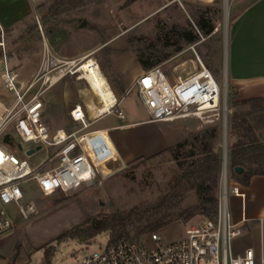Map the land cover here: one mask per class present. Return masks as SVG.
Here are the masks:
<instances>
[{
  "label": "rangeland",
  "instance_id": "374dc122",
  "mask_svg": "<svg viewBox=\"0 0 264 264\" xmlns=\"http://www.w3.org/2000/svg\"><path fill=\"white\" fill-rule=\"evenodd\" d=\"M228 1L226 27L225 0H79L56 17H51L48 12L52 1L44 0L35 6V12L26 21L1 32L0 52L14 66L21 80L30 79L39 71L45 49L59 59L76 60L77 65L84 58L93 57L120 99L119 109L123 110L125 119L113 113L95 121L90 130L147 121L149 116L137 88L128 86L130 90L121 89L119 83L105 73L104 70L112 69L111 57L117 68L124 71L127 80L135 79L145 71L138 62L137 53H149L155 59L166 57L157 66L162 68L170 81H174L178 76L185 77L199 67L189 50L192 44H186L178 35L179 31L186 30L200 36V40L195 42L198 43L196 50L219 83H223V47L232 21V1ZM197 10L205 13L215 26L211 35L203 36L197 27ZM205 39H208L206 45L212 47L210 52H206ZM219 51L222 52L220 63L214 57V53ZM3 72L4 59L0 58V100L12 104L14 96L3 85ZM230 93L228 84L227 122L233 112ZM42 101L45 123L53 130L62 127L68 131L75 128L68 116L70 106L89 101L92 110V103L98 102L85 81L71 76L46 90ZM96 108L100 112L98 106ZM111 134L116 140H123L121 144L124 149H127L126 144L133 149L140 147L143 154L140 157L148 158L158 152L161 154L145 161L137 160L138 157L129 163L122 162L121 167L105 177L102 183L85 184L68 194L43 197L33 182L25 184L26 197L36 202L38 214L24 221L16 217L15 206L9 208L17 223L13 231L0 237V264H44V252L50 253L52 264H77L86 255L104 247L110 240V234L102 232L89 240L66 238L59 241L74 227L96 225L107 215H125L132 210L141 213L138 224L143 227L148 221L167 213V207L158 214H150V209L172 194L173 184L182 173L178 161L206 156L214 165L207 177L217 175L218 156L222 155L223 148V112H206L173 122H144ZM167 138L172 145L168 149ZM234 140L229 137L227 128V150ZM15 155L31 163L46 157L44 150L27 157L19 149ZM231 172L228 164L229 196L232 195V187L238 185L231 178ZM174 203L169 211L178 213L195 204L196 196L189 191L185 198ZM202 217L196 215L187 222L176 219L158 230L145 233L139 240L147 241L154 232L159 233L166 242L178 240L185 235L189 224ZM135 234L136 227L130 230V237Z\"/></svg>",
  "mask_w": 264,
  "mask_h": 264
},
{
  "label": "built area",
  "instance_id": "2783aa9c",
  "mask_svg": "<svg viewBox=\"0 0 264 264\" xmlns=\"http://www.w3.org/2000/svg\"><path fill=\"white\" fill-rule=\"evenodd\" d=\"M197 45L193 43L189 47L199 66L195 72L170 81L162 68L156 66L144 71L136 80L134 87L148 113L147 122H173L221 111L224 118L226 73L223 83H219L198 54ZM3 59L1 79L14 101L8 104L0 100V237L14 230L17 218L26 221L38 214L36 202L26 197L25 184L33 182L43 197L68 194L85 184L102 183L121 167L110 129L90 130V126L113 113L125 119L123 110L119 109L121 101L112 88L115 102L107 111L94 114L89 101L76 102L69 110L75 128L53 131L43 119L42 97L46 90L67 76L85 81L89 90L85 72L80 70L82 60L77 65L76 60L59 59L45 49L39 71L30 79L21 80L7 57ZM6 135L12 139V145L4 143ZM38 147L40 150L27 155L29 150ZM19 149L27 157L44 150L46 157L31 163L15 155ZM231 192L243 194L239 185H234ZM228 199L227 173L224 177L221 172L215 218L203 216L186 227L182 238L172 242L164 241L156 232L147 241L110 239L77 264H264V254L257 255L253 249L242 255L232 252V241L241 234V229L232 221ZM11 206L16 207L17 218L10 214Z\"/></svg>",
  "mask_w": 264,
  "mask_h": 264
},
{
  "label": "trees",
  "instance_id": "16d2710c",
  "mask_svg": "<svg viewBox=\"0 0 264 264\" xmlns=\"http://www.w3.org/2000/svg\"><path fill=\"white\" fill-rule=\"evenodd\" d=\"M52 4L49 8L51 17H56L62 13L68 6H73L79 0H50ZM195 14V22L203 36H209L213 33L215 26L207 18L205 13L197 10ZM180 39H183L186 44H193L200 40L198 34H190L189 31H179ZM210 38V37H209ZM204 46L206 52L212 50L211 46ZM177 50H181L178 48ZM0 58H3L0 52ZM138 62L145 71L152 69L162 62L166 57L154 58L149 53H137ZM154 58V59H153ZM10 63V62H9ZM11 67L14 66L10 63ZM106 73V70H104ZM108 77L118 82L121 89H124L123 83L118 76L110 74ZM230 97L232 99L231 109L232 115L227 122L229 137L235 138L234 142L229 145L227 150L228 164L231 166V178L233 181L243 187L250 184L251 178L254 176H264V97L250 98L240 100L238 91L234 87H230ZM74 126L73 123H71ZM158 152L148 158L140 157L137 160L145 161L147 159L159 156ZM220 161L217 166V175L215 177H207V174L212 171L214 165L206 156H199L189 160H181L177 165L181 174L177 177V181L173 184L172 194L167 196V200L162 199L160 203L153 205L150 209V214H158L165 211L167 213L160 217L148 221L143 227L138 224L141 221V213L130 211L122 215L113 213L101 219V221L92 226L74 227L68 231L59 241H64L66 238L89 240L102 232H108L111 240H119L122 238H130L140 242L139 238L147 232L158 230L176 219H182L187 222L196 215L215 218L218 213L219 193L221 185L222 172V155L218 156ZM236 167H242L243 172L237 173ZM208 180H202V178ZM189 191H193L196 196V203L188 206L178 213L169 211L174 207L175 201H180L185 198ZM149 212V211H148ZM136 227V234L130 237V230ZM45 263L52 264L50 253L44 252ZM12 264V263H9Z\"/></svg>",
  "mask_w": 264,
  "mask_h": 264
},
{
  "label": "crops",
  "instance_id": "0c3cea01",
  "mask_svg": "<svg viewBox=\"0 0 264 264\" xmlns=\"http://www.w3.org/2000/svg\"><path fill=\"white\" fill-rule=\"evenodd\" d=\"M43 1L0 0V34L26 21L35 12V6L42 4ZM231 1L232 21L223 47L227 83L230 87L237 89L240 100L264 97V0ZM220 53L222 52L214 53V57L217 58L216 60L219 63ZM111 60L112 69L107 71L106 74H115L122 81L124 89L130 90L134 87L136 80L141 74H138L139 76L135 79L127 80L124 77V71H120L119 67L117 68L112 57ZM84 72V79H86L96 97L101 95L102 92H109L115 99L109 79L102 72L97 61L93 71ZM92 72L100 75L101 79L98 83L95 81ZM128 86L131 88H128ZM72 106L68 109V116ZM97 106L101 113L109 109H100L98 103L94 102L92 103L94 114L99 113ZM144 122L147 121L105 128L110 129L111 139L123 163H129L143 156V154H141L140 147L133 149L130 144H126L127 149H124L121 144L123 140H116L111 133ZM49 128L53 130L50 126ZM171 146L170 140L167 138V149L171 148ZM239 186L243 194H232L228 199V210L232 221L241 229V234L232 241V252L236 255H242L246 250L253 249L257 255L264 254V176L252 177L247 187Z\"/></svg>",
  "mask_w": 264,
  "mask_h": 264
},
{
  "label": "water",
  "instance_id": "95a60500",
  "mask_svg": "<svg viewBox=\"0 0 264 264\" xmlns=\"http://www.w3.org/2000/svg\"><path fill=\"white\" fill-rule=\"evenodd\" d=\"M225 110H224V118H223V148H222V174L225 177L227 173V120H228V84L226 80V87H225ZM4 143L8 145H12V139L9 135L4 137ZM37 150H40V147L36 149H31L27 152V155H33ZM235 171L237 173H242V167H236Z\"/></svg>",
  "mask_w": 264,
  "mask_h": 264
},
{
  "label": "bare ground",
  "instance_id": "6f19581e",
  "mask_svg": "<svg viewBox=\"0 0 264 264\" xmlns=\"http://www.w3.org/2000/svg\"><path fill=\"white\" fill-rule=\"evenodd\" d=\"M228 2H229L228 0H225V22H226L225 26L226 27H227V20H228V7H229ZM80 65H82L80 70H84L86 72L93 71V68L96 66V61L93 57L85 58L80 63ZM93 75H94L95 81H97V83H98V81L101 79L100 75L98 73L96 75L95 72L93 73ZM92 90H93V88H92ZM96 98L98 100L97 103H98L100 109L109 108L115 102L114 97H112V95L109 92H105V93L102 92L101 95L97 96ZM0 157H1V153H0Z\"/></svg>",
  "mask_w": 264,
  "mask_h": 264
}]
</instances>
